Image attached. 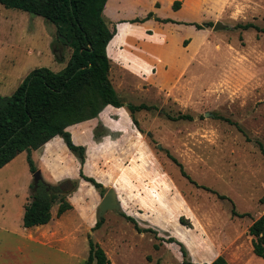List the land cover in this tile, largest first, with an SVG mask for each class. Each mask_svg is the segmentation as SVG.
<instances>
[{
  "label": "rangeland",
  "instance_id": "rangeland-1",
  "mask_svg": "<svg viewBox=\"0 0 264 264\" xmlns=\"http://www.w3.org/2000/svg\"><path fill=\"white\" fill-rule=\"evenodd\" d=\"M174 1L120 0L114 8L125 20L144 18L148 12L159 18H150L153 22L141 40L158 57L148 72L135 77L113 67L111 78L123 105L104 106L110 119L94 129L102 135L96 140L92 133L97 143L83 145L84 174L101 182L104 194L114 189L118 209L107 210L101 226L92 230L103 195L80 179L81 187L66 198L73 205L66 214L70 250L24 245V228L19 224L21 229L14 231L13 226L23 192L27 189L29 199L31 191L26 186V152L21 151L0 168V204L13 222L6 230L0 225V264H81L88 255V236L104 249L110 264H182L179 243L186 250L185 259L199 264L245 248L251 238L248 226L264 213V33L236 25L264 26V0H179L176 10ZM171 11L183 20L162 22ZM22 16L43 20L0 4V64L6 65L11 55L14 62L21 57ZM15 44L17 54L10 52ZM55 51L64 60L71 48L55 38V63L50 66L41 55L33 65L60 69L65 62ZM129 104L150 107L131 113ZM179 114L190 119H175ZM166 152L195 183L180 173ZM135 160H144L143 167L138 163L144 178H130ZM32 181L31 175L29 184ZM232 206L249 215L234 216ZM121 212L133 216L141 228H153L156 235L137 232ZM170 237L176 241L167 242Z\"/></svg>",
  "mask_w": 264,
  "mask_h": 264
},
{
  "label": "trees",
  "instance_id": "trees-1",
  "mask_svg": "<svg viewBox=\"0 0 264 264\" xmlns=\"http://www.w3.org/2000/svg\"><path fill=\"white\" fill-rule=\"evenodd\" d=\"M107 0H0L6 8H13L43 17L54 24L56 39L71 48L70 56L65 66L54 71L45 66L35 67L29 71L22 82L10 95H0V168L10 162L21 151L26 152V161L31 173L38 170L31 156L35 150L56 135L63 138L66 146L76 154L79 160L78 178H65L56 183H49L42 177L29 184L30 198L24 206L22 227L46 224L51 219V207L58 203L57 215L72 208L66 199L74 192L80 179L91 183L104 195L105 188L101 182L83 172L85 163V147L76 145L66 130L69 125L98 116L106 105L121 107L122 100L112 85L109 77L110 61L106 46L115 29L111 30L103 16ZM180 1L175 0L173 9L180 7ZM154 13L148 12L144 18H134L130 22H143L153 18ZM158 20V17H154ZM162 22L175 21L169 18ZM180 23V22H178ZM187 25L195 23H185ZM200 27L198 24H195ZM240 29H255L264 33V26L254 23H240ZM150 106L129 104L131 113ZM190 119L187 114H179L175 119ZM134 123L136 119L133 118ZM102 133L94 132L97 140ZM167 156L178 166L180 173L189 181L195 183L184 170L182 164L169 152ZM210 190L206 186H200ZM219 197L226 199L225 195ZM264 201V198H263ZM234 216L244 217L248 213H239L234 206L231 208ZM121 215L134 229L150 232L157 231L151 227L141 228L133 216L121 212ZM98 218L92 227L97 229L103 223ZM251 237L253 253L264 259V213L254 219L247 228ZM162 240V239H161ZM167 242L176 241L173 237ZM89 250L86 259L81 264H110L104 249L88 236ZM184 257L182 264H199L185 259L187 253L179 243ZM157 248L158 244H154ZM207 264H229L223 255H218Z\"/></svg>",
  "mask_w": 264,
  "mask_h": 264
},
{
  "label": "crops",
  "instance_id": "crops-1",
  "mask_svg": "<svg viewBox=\"0 0 264 264\" xmlns=\"http://www.w3.org/2000/svg\"><path fill=\"white\" fill-rule=\"evenodd\" d=\"M107 1L103 9V16L105 20L109 21V28L111 30L115 29V34L112 36L106 46V53L110 61L108 77L112 85L115 86L114 81L111 78L113 67L117 66L119 70L135 77L137 75L148 72L151 62L158 56H155L153 54V52L155 51L151 53L147 47H144L141 44V40L146 37L144 31L153 22V20L149 19L143 22H130L131 19L141 17L130 18V20L122 19L119 13H116L114 9L117 7V4H120V0H112V2H109L112 5H107ZM170 13L171 14L168 15V17L175 22L183 20L181 18H178L180 14L177 11H171ZM42 19L43 20L31 19L30 17L20 18V20H22V22L24 23V28H21L22 32L20 33L22 36V44L20 43V45L22 47L19 49V46L15 44V47L13 46V49H11L10 52H16V50H14V48H16L19 49L22 54L21 57H19L15 61L18 67H13V65L15 64V58L12 55V59H10V61L8 60V63L6 65L0 64V95L12 94L30 70L35 67L42 66V63L41 65H33L39 62V56L45 55L46 58L43 59V62H48L50 66L55 63L53 44L54 39L56 38V28L50 26V22L46 21L43 17ZM33 27L35 28V30H33ZM38 28H40L42 36H39ZM128 32H135V35L131 37L130 35H128ZM4 33L9 34V31L3 32V34ZM156 47L157 46H155V49ZM18 52H16L15 54H17ZM144 52H148L147 56L143 55ZM1 55L3 56L2 53ZM69 56L70 54L67 56V59L64 58V60H61L60 58L57 59L65 62L66 64ZM65 64L63 65V67L65 66ZM49 65H46L45 67ZM63 67H61L60 69H62ZM7 90L8 92L9 90L12 91L10 94L3 93ZM108 111L109 108H104L100 111L98 116L94 118L69 125L66 130L70 133L74 144L88 146L96 144V141H94L93 139L91 140V135L92 133H94V129L96 128L98 123L104 124L108 119H110V116H107V113H109ZM74 138L84 141L75 142L73 140ZM31 156L40 172L41 177L49 183H56L65 178H78L79 160L76 154L66 146L63 138L59 135L54 136L39 148L32 150ZM138 163H142L141 165L143 167L144 160H135L134 167H136V169L131 172L130 178L132 179H136L138 177L144 178L146 176L145 170L138 168ZM85 164L86 160L84 165ZM31 175L32 174L29 172L27 176L26 186L28 187ZM79 186L81 187V183L79 184ZM28 201L29 199L26 189V191H24L22 194V199L18 205V208L16 209V222H14L15 224L13 225L16 227H14V231L21 229L18 228L19 226L17 225L22 223L24 206ZM70 204L72 205L71 202ZM72 209L73 205L71 209L66 210L64 213L58 216L57 206L52 205L50 210L51 219L46 224L35 225L28 228L23 227L24 230H22V238L27 241V243H24V245H29L30 242H33L35 244H39L47 248H52L57 251H69L71 245V224L66 219V214ZM6 211L7 210L5 205L0 204V225L4 227V230H6L8 225H12L13 223L11 218H8V213ZM216 257L212 258L208 263H210ZM224 257L229 264H264V259L256 256L253 253L251 238L245 244V248L239 246Z\"/></svg>",
  "mask_w": 264,
  "mask_h": 264
},
{
  "label": "water",
  "instance_id": "water-1",
  "mask_svg": "<svg viewBox=\"0 0 264 264\" xmlns=\"http://www.w3.org/2000/svg\"><path fill=\"white\" fill-rule=\"evenodd\" d=\"M217 23L214 24L213 28H217ZM55 55H57L58 58H60L59 53L55 51ZM33 181L37 182L40 178V172L39 170L35 171L32 174ZM112 209H118V204L116 202V195L115 191L113 188H108L106 193L101 197L100 203H99V208H98V218H101L102 215L107 211V210H112Z\"/></svg>",
  "mask_w": 264,
  "mask_h": 264
}]
</instances>
